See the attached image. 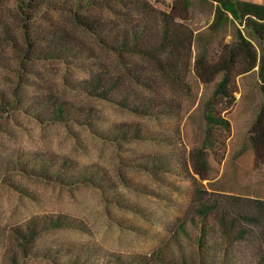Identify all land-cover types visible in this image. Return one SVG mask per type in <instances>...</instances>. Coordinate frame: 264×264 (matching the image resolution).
Segmentation results:
<instances>
[{
	"label": "rangeland",
	"instance_id": "374dc122",
	"mask_svg": "<svg viewBox=\"0 0 264 264\" xmlns=\"http://www.w3.org/2000/svg\"><path fill=\"white\" fill-rule=\"evenodd\" d=\"M228 1L237 17L223 0L158 4L196 30L189 93L135 55L145 70L112 95L129 93L121 106L88 90L91 60L21 59L26 0H0L14 40L0 42V264H189L199 240L212 264H264V228L223 232L213 207L264 203V0ZM229 57L235 100L213 107L226 136L205 112Z\"/></svg>",
	"mask_w": 264,
	"mask_h": 264
},
{
	"label": "trees",
	"instance_id": "16d2710c",
	"mask_svg": "<svg viewBox=\"0 0 264 264\" xmlns=\"http://www.w3.org/2000/svg\"><path fill=\"white\" fill-rule=\"evenodd\" d=\"M164 2L165 0H26L25 6L17 7V16L21 21L27 22H22L21 26V59L91 60L90 65L96 70L89 81H86L88 90L110 103L126 106L129 93L119 100L112 95L119 91L124 80L132 83L137 74L145 70L140 65L130 67L127 58L136 55L155 71L158 75L155 79L165 82L172 91L189 93V85L185 80L190 70L191 46L196 30L179 21L177 13L166 11L163 6L158 5H163ZM223 2L224 9L237 17L235 11L227 8L229 1ZM53 13L59 14V24L54 23L49 15ZM259 13L264 14L263 11H258ZM36 20L54 24L31 32L30 23ZM5 28L0 21V36L3 37H0V42L12 44L14 40L8 36ZM262 60L264 61V56ZM231 63L232 59L229 57L221 78L215 83L212 99L205 112L209 130L211 126H215L225 131L226 136L229 132L227 120L216 115L213 107L220 103L224 110H229L235 100L231 86L234 76ZM119 66L122 67V72ZM117 68L119 71H116ZM127 90L130 92V89ZM3 94L4 89H0V99ZM152 102V97L148 98L143 107L149 108ZM210 137L211 132L207 139ZM232 199L225 206L218 202L213 206L217 209L218 227L226 232L239 218L259 226L260 233H263L264 203L260 207L253 199H243V202L241 199ZM200 212L204 213L202 218H205L208 210L204 207ZM201 243L199 240L196 259L189 264H205L206 260L207 264H212L211 259L202 256L201 250L206 249V246Z\"/></svg>",
	"mask_w": 264,
	"mask_h": 264
}]
</instances>
